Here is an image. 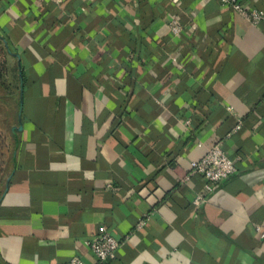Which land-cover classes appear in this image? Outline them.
<instances>
[{"label":"crops","instance_id":"crops-1","mask_svg":"<svg viewBox=\"0 0 264 264\" xmlns=\"http://www.w3.org/2000/svg\"><path fill=\"white\" fill-rule=\"evenodd\" d=\"M0 38L21 88L19 116L0 101L17 131L0 264H264V20L220 0H0ZM217 142L238 170L195 206L204 179L183 178ZM101 226L120 242L103 263Z\"/></svg>","mask_w":264,"mask_h":264},{"label":"built area","instance_id":"built-area-1","mask_svg":"<svg viewBox=\"0 0 264 264\" xmlns=\"http://www.w3.org/2000/svg\"><path fill=\"white\" fill-rule=\"evenodd\" d=\"M36 2H43L44 0H35ZM223 6L229 7L232 11L238 12L243 17L250 20L253 24H258L264 20V12L256 7L248 6L240 0H220ZM193 21L189 25L193 26ZM185 25L181 18L174 15L169 20V31L179 36L185 33ZM189 122V120L187 121ZM241 127V123L237 124L236 130ZM238 170L237 160L231 158L223 144L217 142L211 145L207 152L199 159L191 160L190 170L184 176V180H189L191 176L199 175L204 179L203 189L197 193L193 203L195 206H202L207 197L216 186H218L224 179ZM143 221L140 222V225ZM261 230V228H259ZM261 235L264 236V230H261ZM86 243L91 250L97 255L99 263L107 262L113 259L119 248L120 242L116 239L105 226H101L99 232ZM64 264H88L84 259L78 255L72 256ZM108 264V263H107ZM110 264V263H109Z\"/></svg>","mask_w":264,"mask_h":264},{"label":"trees","instance_id":"trees-1","mask_svg":"<svg viewBox=\"0 0 264 264\" xmlns=\"http://www.w3.org/2000/svg\"><path fill=\"white\" fill-rule=\"evenodd\" d=\"M1 47L3 48V52H4V56H5V60L2 62L4 67L3 66L1 67L4 70H1V68H0V87L1 86L3 87V83L7 82L9 86H10L11 83L9 82V76H8L9 74H8V72H7V74L5 73V70L8 71V68H9L8 67V62H7V59H6V57L8 56L9 52H8L7 46L4 45L3 43L1 44ZM21 73H23V72H21ZM19 78H20V76H19ZM21 83H22V81H21ZM15 88H16V90H15ZM20 89L21 88H20L19 85L17 87H14V89L11 88L12 91H11V94H10V98H8L9 100H11V99L14 98L13 97L14 95H17V101H16L17 105H18L17 106V111H15L14 114H13L15 116H19V114H20V106H21ZM0 99H2V98L0 97ZM2 123L4 124V126H9L7 121L6 122L3 121V122L0 123L1 128H2ZM9 129H10V132L14 133V135L17 133L16 129L13 130V131L11 130V128H9ZM0 134L1 135L4 134L3 128L0 130ZM6 134H5V136H7ZM5 147H6L5 151L2 150V152H1L2 148H0V158H1V161H0V195L5 190V186H6V183H7V178H8L9 173H10V166H11V163H12V156H11V153L9 151L10 149H8V144L7 143H6ZM7 153H8V155H7L8 157L4 158V156Z\"/></svg>","mask_w":264,"mask_h":264},{"label":"rangeland","instance_id":"rangeland-1","mask_svg":"<svg viewBox=\"0 0 264 264\" xmlns=\"http://www.w3.org/2000/svg\"><path fill=\"white\" fill-rule=\"evenodd\" d=\"M5 60V58H4V52H3V48L1 47V45H0V68L3 66L4 67V65L2 64V62ZM8 74H11V73H13V68H12V66L10 65V64H8ZM1 70H4L3 68H1ZM1 89H0V97L2 98V99H0V101L1 102H6V107H2V113L1 114H6V115H13V113L15 112L14 111V103H13V101H12V103L10 102V100L8 99V98H10V94H11V88H10V86L8 85V83L6 82V83H3V87L1 86L0 87ZM11 118V117H10ZM12 123V122H11ZM9 124V123H8ZM9 127L10 126H4V124L2 123V128H3V130H4V134H0V148H2L1 149V152H2V150H4L5 151V149H6V143L7 142H9V136L6 134V133H9V131H10V129H9ZM1 128V125H0V130L2 129ZM5 134L7 135V136H5ZM9 152V151H8ZM8 153L4 156V158H7L8 156ZM0 161H1V158H0Z\"/></svg>","mask_w":264,"mask_h":264},{"label":"water","instance_id":"water-1","mask_svg":"<svg viewBox=\"0 0 264 264\" xmlns=\"http://www.w3.org/2000/svg\"><path fill=\"white\" fill-rule=\"evenodd\" d=\"M18 129H21V126H19Z\"/></svg>","mask_w":264,"mask_h":264}]
</instances>
